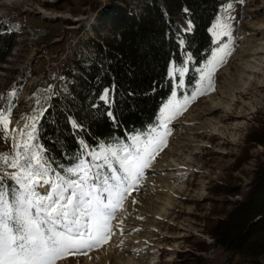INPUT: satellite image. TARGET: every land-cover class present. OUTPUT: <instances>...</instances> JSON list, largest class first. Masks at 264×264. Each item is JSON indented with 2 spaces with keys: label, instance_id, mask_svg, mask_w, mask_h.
I'll return each mask as SVG.
<instances>
[{
  "label": "rangeland",
  "instance_id": "rangeland-1",
  "mask_svg": "<svg viewBox=\"0 0 264 264\" xmlns=\"http://www.w3.org/2000/svg\"><path fill=\"white\" fill-rule=\"evenodd\" d=\"M113 2L139 9L151 0H0V24L20 34L6 63H0V109L11 106L9 132L0 129V153L11 151L12 138H20V130L41 108L47 109L52 96H67L66 71L94 56L88 42L97 35V9ZM229 17L230 42L216 34L218 21ZM218 21L211 32L219 46L210 61L224 56L225 45L230 55L217 66L214 87L204 91L207 81L202 76L209 62L197 68L198 81L190 93L184 86L188 65L183 67V87L177 67L171 65L175 90L159 120L170 101L183 103L198 89L204 94L189 100L186 110L169 123L168 145L146 170L142 187L127 196L112 221L111 240L58 264H178L183 253L184 259L195 253L212 264L241 263L239 256L214 246L210 230L231 202L244 197L264 163V145L252 141L261 136L255 128L264 114V0L230 3ZM177 28L181 35L191 30L182 17ZM42 29L48 33L40 35ZM13 91L15 96L10 95ZM220 184L239 187L242 193L226 196L218 192ZM203 244L209 249L201 253Z\"/></svg>",
  "mask_w": 264,
  "mask_h": 264
},
{
  "label": "trees",
  "instance_id": "trees-1",
  "mask_svg": "<svg viewBox=\"0 0 264 264\" xmlns=\"http://www.w3.org/2000/svg\"><path fill=\"white\" fill-rule=\"evenodd\" d=\"M236 2L239 0H151L139 9L114 2L98 8L97 35L88 42L94 56L76 63L75 71H66L67 96H52L39 122L38 142L47 150L52 166L58 171L61 166L71 167L84 144L98 151L102 143L126 140L156 126L161 108L175 90L171 65H188L184 86L186 92H192L198 81L197 68L209 62L219 46L212 25L225 6ZM181 17L191 27L182 35L177 28ZM19 37L8 24H0L1 64L6 63ZM262 116L255 128L261 136L252 141L264 145ZM217 190L230 197L242 193L239 187L223 184ZM210 231L214 246L231 257L239 256L240 264H264V163L244 197L231 202V209ZM198 248L201 253L209 249L204 244ZM184 256L181 254L178 264H212L195 253L187 259Z\"/></svg>",
  "mask_w": 264,
  "mask_h": 264
},
{
  "label": "snow or ice",
  "instance_id": "snow-or-ice-1",
  "mask_svg": "<svg viewBox=\"0 0 264 264\" xmlns=\"http://www.w3.org/2000/svg\"><path fill=\"white\" fill-rule=\"evenodd\" d=\"M230 20L218 21L216 33L228 36L229 42ZM222 51L230 55L226 45ZM224 56L209 61L202 76L207 81L205 92L214 87L213 76L217 66L226 63ZM174 71L183 87L187 69ZM198 94L204 92L198 89L183 103L170 101L157 125L142 133L102 143L98 151L84 144L74 164L59 171L36 135L39 116L46 109L30 117L20 138H12L11 151L0 153V264H58L69 256L86 254L82 250L106 245L115 234L112 221L127 196L142 187L146 170L167 147L172 133L169 123ZM10 95L15 96V91ZM10 124L11 106L0 109V129L8 133Z\"/></svg>",
  "mask_w": 264,
  "mask_h": 264
},
{
  "label": "built area",
  "instance_id": "built-area-1",
  "mask_svg": "<svg viewBox=\"0 0 264 264\" xmlns=\"http://www.w3.org/2000/svg\"><path fill=\"white\" fill-rule=\"evenodd\" d=\"M38 32H39V34L40 35H46L48 32L47 31H45V29H42V30H38Z\"/></svg>",
  "mask_w": 264,
  "mask_h": 264
}]
</instances>
